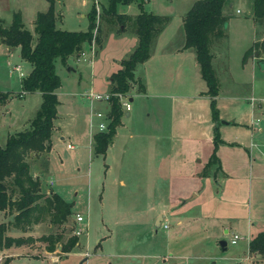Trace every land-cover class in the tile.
<instances>
[{
  "label": "rangeland",
  "instance_id": "374dc122",
  "mask_svg": "<svg viewBox=\"0 0 264 264\" xmlns=\"http://www.w3.org/2000/svg\"><path fill=\"white\" fill-rule=\"evenodd\" d=\"M106 1L51 0L56 27L86 29L91 5L98 27L99 41L84 42L82 52L64 62L54 60L60 81L55 89L58 127L47 151L25 156L40 189L58 191L71 202L72 214L60 225L45 218L25 230L9 226L5 233L28 239L18 246L0 247V264L6 258V264H264V255L250 252L246 242L264 229V156L253 148L251 160L241 146L245 143L248 148L250 136L261 146L264 142V72H253L251 60L242 59L254 35L251 0L224 4L225 34L210 47L218 83L214 118L197 62L192 73L187 58H182L181 68V63L176 66L174 61L172 67L169 60L161 65L158 55L151 67H145L144 88L138 91L135 83L128 89L129 114L121 115L111 142L103 153H94L88 132L90 102L83 93L108 90L109 73L135 42L131 31L101 16ZM192 1L142 0V7L169 15L162 35L175 43ZM48 6L49 0H0L2 24L7 25L10 12L17 11L34 40L35 15ZM116 11L136 13L139 7L135 0L119 2ZM254 59H264V53ZM14 64L22 75L30 69L18 46L0 52V145L9 133L27 125L41 99L35 91L17 94L21 75L11 68ZM142 67L143 63L137 64L134 73ZM186 93L190 96L183 98ZM251 95L259 99L253 107L247 100ZM92 108L102 106L95 101ZM250 113L262 126L253 134L246 125ZM214 125L226 144L213 147ZM212 151L231 169L227 175L217 169L216 161L206 164ZM193 190L197 193L192 197ZM76 212L83 216L80 222L75 221ZM158 214L162 219L154 229ZM10 217L0 211V220ZM77 227L78 243L70 251H60L59 243ZM56 232L62 236L48 251L40 237ZM232 233L239 235L235 243L229 242ZM219 239L225 240L224 248Z\"/></svg>",
  "mask_w": 264,
  "mask_h": 264
},
{
  "label": "trees",
  "instance_id": "16d2710c",
  "mask_svg": "<svg viewBox=\"0 0 264 264\" xmlns=\"http://www.w3.org/2000/svg\"><path fill=\"white\" fill-rule=\"evenodd\" d=\"M130 1L133 0H107L106 4L101 6L103 18L122 25L136 37L131 51L119 60V67L109 74V91H128L134 82L135 64L148 57L152 42L169 19V15L144 10L142 0H135L139 7L135 14L116 11L117 3ZM224 2L225 0H193L181 18L183 46L191 47L194 51L199 74L205 82V92L210 97L213 118L216 116L214 96L218 83L211 65L213 52L210 47L213 41L220 42L219 38L225 34L226 15L221 11ZM251 10L253 21L260 26V32H264V0H251ZM94 15L95 9L91 5L86 13L88 24L84 30L56 27L49 0V6L35 15L34 40L31 32L24 26L19 12H11L7 25H3L0 20L1 41L9 46L17 45L20 56L30 63L28 72L20 77L18 93L37 90L41 96L39 106L28 119L27 125L9 133L4 145H0V211L11 214L10 218L0 220V247L27 242V236L5 233L9 226L25 230L45 218L50 224L60 225L72 214L71 202L56 191L47 192L40 189V181L31 174L25 156L30 151H47L50 147L58 103L55 89L60 83L54 70V60L58 58L64 62L69 55L78 54L84 42L99 41ZM261 53H264V33L260 38L252 40L243 50L242 59ZM108 102L106 128L97 130L92 135L94 153L104 152L123 113L115 96H110ZM220 141L218 131L214 127L213 147ZM215 161L218 168V158L212 151L207 165ZM73 229L65 241L59 243L60 251H70L78 243ZM61 236V233L56 232L44 234L40 238L47 242L46 250L51 251ZM247 247L250 252L264 255V229L249 238ZM6 260L7 258L3 264H6Z\"/></svg>",
  "mask_w": 264,
  "mask_h": 264
},
{
  "label": "crops",
  "instance_id": "0c3cea01",
  "mask_svg": "<svg viewBox=\"0 0 264 264\" xmlns=\"http://www.w3.org/2000/svg\"><path fill=\"white\" fill-rule=\"evenodd\" d=\"M193 2V1H192ZM191 2V3H192ZM227 2H229V0H225V2L223 3V5H222V8H221V11H222V13L223 14H225V12H224V4H226ZM232 5V3L231 2H229L226 6H231ZM188 9V8H187ZM118 12H120V11H118ZM151 12V11H150ZM122 13H128V12H122ZM137 13V12H136ZM154 13V12H153ZM129 14H135V13H129ZM158 14H161V13H158ZM1 15V14H0ZM10 16H11V12H10V14H9ZM250 18H251V20H252V23H253V27H254V35H253V37H252V40H254V39H258V38H260L261 36H262V34L264 33V32H260V26L256 23V22H254L253 21V19H252V10H251V2H250ZM0 20H1V23H2V17L0 16ZM10 21V20H9ZM167 23V22H166ZM165 26H166V24L163 26V28L158 32V34L156 35V37H155V39H154V41L152 42V44H151V47H150V50H149V55H148V57L145 59V60H143V61H141V62H137L136 64H135V66L137 65V64H140V63H143V67H142V69H141V71H139V73H137V75L134 73V69H133V74H135L134 75V82H133V84H132V86L133 85H135V83H136V88H137V90L138 91H140V89H143L144 88V81L146 80L145 79V77H146V75H145V73H144V71H145V67H147L148 68V64H149V66L151 67V65H152V63H151V60L154 58V57H156V56H158V55H160L159 56V61H160V63H161V65L163 64V62L164 61H171V66L173 67V63H174V61H175V65L176 66H178V65H180V63H181V68H183L182 67V64L184 65V63L183 62H181V60H182V58L184 59V58H187L188 60H189V63L191 64V66H192V73H195V71H196V63H195V56H194V51H193V49L191 48V47H184L183 46V33H180L179 34V37L177 38V40L175 41V43H173V40H169L168 38H163V35H162V32H163V30H164V28H165ZM133 36H135V35H133ZM135 39V40H134ZM251 40V41H252ZM133 41H135L136 42V37H133ZM135 42H133V45L131 46L132 48H133V46L135 45ZM17 46V45H16ZM14 48V46H9V45H6L4 42H2L1 41V39H0V52H4L5 53V51L7 52V50H9V49H13ZM132 48H130V50H127V54L131 51V49ZM129 51V52H128ZM127 54H125V56L127 55ZM215 54H213V56H214ZM213 56H212V58H211V60H213ZM167 57V58H166ZM256 56H250V57H247V58H249L250 60H251V67H252V70H253V72H254V70H255V72L257 73V74H261L262 72H264V65H263V68H260L259 67V64H258V61L259 60H255L254 58H255ZM122 58V57H121ZM120 58V59H121ZM120 59H118V64H119V60ZM261 60H263L264 61V59H261ZM6 63L8 64V63H10L9 62V60L7 59L6 60ZM226 64V63H225ZM119 67V66H118ZM117 67V68H118ZM12 69H14V67H13V65H12V67H11ZM135 68V67H134ZM15 70V69H14ZM114 71V70H113ZM178 71V70H177ZM18 72H19V70H18ZM112 72V71H111ZM110 72V73H111ZM109 73V74H110ZM176 73V72H175ZM175 73H172V75H174ZM19 74V73H18ZM179 74H180V70H179ZM176 76H177V73H176ZM109 78V75H108V77H107V79ZM1 80V79H0ZM108 81H109V79H108ZM138 83H139V87H138ZM20 84V83H19ZM131 86V87H132ZM108 89V88H107ZM35 92H38L37 90H34ZM19 92V91H18ZM17 92V94H19ZM26 92V91H25ZM39 93V92H38ZM56 93V92H55ZM40 94V93H39ZM188 96H190V93H186V94H183V98H188ZM252 96V95H251ZM247 98V97H246ZM249 98V97H248ZM247 98V100L249 101V99ZM128 99L129 100H131L132 99V97L129 95V97H128ZM259 100V99H258ZM258 100H255V101H258ZM255 101H249L250 102V105H251V107H253V105H254V103H255ZM93 102H95V101H92L90 104H89V110H91V109H93L92 108V105H93ZM97 102H99L100 104H101V106L103 107V102L102 101H97ZM252 109V108H251ZM123 113L125 114V115H128L129 114V111H123ZM122 113V114H123ZM88 117H89V111H88ZM56 119H58V114L56 113V117H55V119H54V127H53V130H52V134H51V136H50V143H51V138H52V135H53V133H54V131L56 130V125L57 124H55V120ZM259 118L258 117H253V115L250 113V117H249V119H248V123H246V125H247V128H248V130H249V132H250V134H253L254 132H256V131H261L262 130V126H259ZM57 122V121H56ZM225 123H228V122H225ZM263 123H264V121H263ZM57 127H58V125H57ZM214 127H215V125H214ZM213 127V128H214ZM89 131V141H90V144H91V149H92V135H93V133H94V131L96 132L97 131V129H95V130H92L91 128H89L88 129ZM212 135H213V132H212ZM225 140H222L221 139V141L220 142H218V143H223V144H226V142L227 141H225ZM111 142V141H110ZM264 143V142H263ZM67 144V143H66ZM235 144H237V142H235ZM239 144V143H238ZM241 144V143H240ZM239 144V145H240ZM228 145V144H227ZM244 149H246V152H247V155H249V158L251 157V160H253L254 159V155H253V148L257 151V153H259V155H263L264 156V147H263V145L261 146V144H260V142H257V141H255L251 136H250V139H249V141H248V148H247V144H245V143H243V145H241ZM71 147H72V144H71ZM71 147H69V148H71ZM231 148V147H230ZM211 154V153H210ZM210 154L208 155V157H207V159H206V164H207V160H208V158H209V156H210ZM216 155V154H215ZM217 156V155H216ZM217 158H218V162H219V167L217 168V169H219L221 172H223V174H225V175H227V173L228 172H230L231 171V169L229 168V166H226L227 164H226V162H225V160H222V158L220 159V157L219 156H217ZM51 190H53V191H56V190H54L53 188L51 189ZM56 192H58V191H56ZM59 193V192H58ZM197 193V191H195V190H193L192 191V197L193 196H195V194ZM3 212V211H2ZM161 215V214H160ZM161 219H162V215H161ZM161 219H160V221H161ZM160 221H159V225H160ZM163 224H165V222H163L162 223V227L163 228H166V227H164L163 226ZM158 225V226H159ZM157 226V227H158ZM153 227H154V229L155 228H157V227H155L154 226V224H153ZM224 231H226V229H224ZM247 240H249V237L247 238ZM247 242V241H246ZM225 244H226V242H225ZM13 246H18V245H13ZM225 247V246H224Z\"/></svg>",
  "mask_w": 264,
  "mask_h": 264
},
{
  "label": "built area",
  "instance_id": "2783aa9c",
  "mask_svg": "<svg viewBox=\"0 0 264 264\" xmlns=\"http://www.w3.org/2000/svg\"><path fill=\"white\" fill-rule=\"evenodd\" d=\"M82 52V51H81ZM15 70H19V65L18 64H14L13 65ZM19 75H22V72L19 70ZM84 97L87 98L89 100V102L91 103L92 101H102L103 102V107L102 109H91L89 110V117H88V128H92V125H96V129L97 130H104L106 128V121L108 119V115H107V111H108V100L110 96H115L117 98V101L120 105V108L122 111H128L130 108V102L128 99V94L127 92H120V91H109L106 90L104 92H93L91 90L83 93ZM249 101H255L258 99H255L253 96H250ZM98 117V121L96 123H94L92 121V117ZM67 147H71L70 143L66 144ZM263 147H264V143H263ZM49 182H51V180H49ZM75 217V221L76 222H80L83 219V216L80 213H75L74 214ZM163 226L165 227L166 224H163ZM81 231V229L79 227H77L76 229H73L74 234H79V232ZM239 237L238 234L236 233H232L230 238H229V242L230 243H235L236 239ZM248 238V237H247ZM248 242V240H247Z\"/></svg>",
  "mask_w": 264,
  "mask_h": 264
},
{
  "label": "water",
  "instance_id": "95a60500",
  "mask_svg": "<svg viewBox=\"0 0 264 264\" xmlns=\"http://www.w3.org/2000/svg\"><path fill=\"white\" fill-rule=\"evenodd\" d=\"M224 26H225V23H224ZM258 64H259V67H260V68H263L264 61H263V60H259V61H258ZM67 69H72V67H71L70 65H68V66H67ZM221 122H224V123H225V122H227V121L221 120ZM160 219H161V215L158 214V215L155 217L154 222H153V224H154L155 227H157V226L159 225V221H160ZM218 244H219V246H220L221 248H224V246H225V240H224V239H219V240H218Z\"/></svg>",
  "mask_w": 264,
  "mask_h": 264
}]
</instances>
